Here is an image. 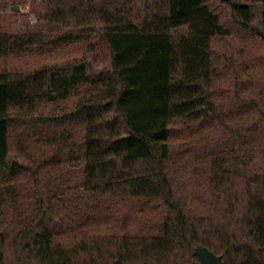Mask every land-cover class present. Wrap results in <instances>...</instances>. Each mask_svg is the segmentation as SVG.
Returning <instances> with one entry per match:
<instances>
[{"label":"trees","instance_id":"16d2710c","mask_svg":"<svg viewBox=\"0 0 264 264\" xmlns=\"http://www.w3.org/2000/svg\"><path fill=\"white\" fill-rule=\"evenodd\" d=\"M199 247L264 264V0H0V264Z\"/></svg>","mask_w":264,"mask_h":264},{"label":"water","instance_id":"95a60500","mask_svg":"<svg viewBox=\"0 0 264 264\" xmlns=\"http://www.w3.org/2000/svg\"><path fill=\"white\" fill-rule=\"evenodd\" d=\"M14 9L19 11V7L15 6ZM196 255L199 258V262L197 264H225L222 257L209 250L206 247H199L196 250ZM150 264V263H144Z\"/></svg>","mask_w":264,"mask_h":264},{"label":"rangeland","instance_id":"374dc122","mask_svg":"<svg viewBox=\"0 0 264 264\" xmlns=\"http://www.w3.org/2000/svg\"><path fill=\"white\" fill-rule=\"evenodd\" d=\"M19 11H22V12H27V11H29V7H27L26 9H23V7H19ZM33 22V21H32ZM179 127L180 126H178L177 128V130H176V136L177 137H181V130H179Z\"/></svg>","mask_w":264,"mask_h":264}]
</instances>
